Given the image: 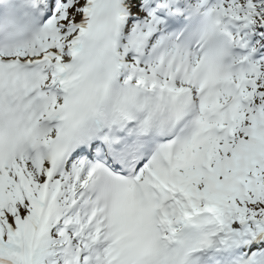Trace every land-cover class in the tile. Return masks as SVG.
<instances>
[{"label":"snow or ice","instance_id":"snow-or-ice-1","mask_svg":"<svg viewBox=\"0 0 264 264\" xmlns=\"http://www.w3.org/2000/svg\"><path fill=\"white\" fill-rule=\"evenodd\" d=\"M0 264H264V0H0Z\"/></svg>","mask_w":264,"mask_h":264}]
</instances>
